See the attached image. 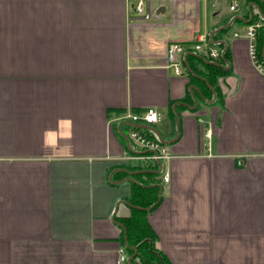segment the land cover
<instances>
[{
	"label": "crops",
	"instance_id": "obj_1",
	"mask_svg": "<svg viewBox=\"0 0 264 264\" xmlns=\"http://www.w3.org/2000/svg\"><path fill=\"white\" fill-rule=\"evenodd\" d=\"M138 1L0 0V264H130L120 171L160 169L130 139L156 136L145 125L171 141L149 212L167 264H264V74L243 36L264 0H142L149 19ZM202 35L217 60L196 49ZM189 57L226 70L219 98ZM150 108L157 122L128 116Z\"/></svg>",
	"mask_w": 264,
	"mask_h": 264
},
{
	"label": "trees",
	"instance_id": "obj_2",
	"mask_svg": "<svg viewBox=\"0 0 264 264\" xmlns=\"http://www.w3.org/2000/svg\"><path fill=\"white\" fill-rule=\"evenodd\" d=\"M253 21L257 20L252 19V22ZM258 45L259 54L262 56L264 47V24L258 33ZM225 55H227V52ZM190 58L191 57H189L190 67L204 78H199L202 81L201 89L209 88V90H211L210 85H212L215 87L219 98L220 95L218 87L216 86V80L222 76L226 70L219 66L208 64L202 59L197 58L204 66V69L198 70L192 64ZM205 95L207 96V94ZM138 129L139 128H136V130ZM146 134L150 137H156L152 132ZM143 169L144 167L142 165L128 166V170L130 171H139ZM120 172L122 178L128 176L126 171ZM133 177L138 181L132 182V189L129 197L130 204L134 206L131 207V214L129 217L121 218L119 220L125 228L122 235L124 250L129 257L133 256L130 264H167L164 256L155 246L156 232L149 220L150 210L154 208L159 201V187L155 184H161L160 174L138 172L134 174ZM149 207L152 208L147 210L146 208ZM125 236L127 237V244L125 243Z\"/></svg>",
	"mask_w": 264,
	"mask_h": 264
},
{
	"label": "built area",
	"instance_id": "obj_3",
	"mask_svg": "<svg viewBox=\"0 0 264 264\" xmlns=\"http://www.w3.org/2000/svg\"><path fill=\"white\" fill-rule=\"evenodd\" d=\"M239 6L238 0H231L230 9L235 10ZM135 11L143 15L145 19H149L151 17L150 10L146 9L142 0H139L136 6H134ZM263 21H250L244 30L243 36L248 41V51L252 63L255 69L264 74V56L259 54V45H258V33L259 30L263 27ZM238 33H235L237 36ZM197 50H204L211 59L217 60L220 57V51L212 48L211 43L208 41L205 35L200 36V41L196 44ZM185 51V47L181 43L173 42L168 45L166 58L168 64L174 66L177 74L183 73V61L182 54ZM129 117L134 121H139L140 119L146 121L147 123L157 122L160 118L159 113L154 109H148L143 115H131L128 114ZM130 139L136 143V145L145 151H148L146 155L141 156L140 158H147L153 161L158 160H169L172 158V154L170 153L168 146L163 144L158 138L150 137L146 133H142L136 129H133L130 132ZM168 180V176L165 177ZM127 255L124 253V249L120 250V259L119 261H126Z\"/></svg>",
	"mask_w": 264,
	"mask_h": 264
},
{
	"label": "water",
	"instance_id": "obj_4",
	"mask_svg": "<svg viewBox=\"0 0 264 264\" xmlns=\"http://www.w3.org/2000/svg\"><path fill=\"white\" fill-rule=\"evenodd\" d=\"M233 20H234V19H233ZM249 22H250V21H249ZM227 27H228V25H227V26H224V27H221L218 31L224 30V29L227 28ZM218 31H215V33L218 32ZM215 33H214V34H215ZM214 34H212V36H214ZM220 42H223V43H224V41H220ZM223 53H224V52H223ZM263 56H264V47H263ZM202 58H203L204 61H205L206 63H208V64L221 66V65H220L218 62H216V61H209L206 57H202ZM187 67L189 68L188 64H187ZM189 69H190V68H189ZM190 71H191V70H190ZM191 72H192V71H191ZM194 89L197 90V91L199 92V94L203 97V99H205V98H204V96L202 95V93L200 92V90H199L196 86L191 87L190 90H191V93H192V95H193V97H194V100H195V102H196V106H197V105H198V101H197L196 95H195V93H194ZM182 104H185V105L191 107V105H189V104H187V103H182ZM176 106H177V105H175L174 108H176ZM145 127L148 128V129H150V130H152V131H154V133L156 134L157 138H158L163 144H168V143L171 142V141H168V140L163 139V137L161 136V134H160L156 129H154L152 126H150V125H145ZM177 128L179 129V115H178V114H177ZM178 135H179V134H178ZM158 163H159V166H160V169H159V170L143 169V170H139V171H130V170H128V169H123L124 171L128 172L130 175H129L128 177H126V178H125L124 180H122V181L138 182V181L133 177V175L136 174V173H138V172H151V173H155V174H160V173L162 172V165H163V162H162L161 160H158ZM155 185H157V186L159 187V189H160V191H159V199H160L161 196H162L161 184H155ZM128 204H129L131 207L134 206V205H132V204H130V203H128ZM153 206H155V205H153ZM153 206H152V207H153ZM152 207H149V208H146V209H147V210H150ZM120 225H121V227L123 228V230L125 231L124 226H123L121 223H120ZM125 243L127 244V237H126V236H125ZM135 254H136V253H135ZM132 257H133V256L129 257V259H128V262H129V263H131V259H132Z\"/></svg>",
	"mask_w": 264,
	"mask_h": 264
},
{
	"label": "rangeland",
	"instance_id": "obj_5",
	"mask_svg": "<svg viewBox=\"0 0 264 264\" xmlns=\"http://www.w3.org/2000/svg\"><path fill=\"white\" fill-rule=\"evenodd\" d=\"M241 1H242V0H238V2H239L240 5H241Z\"/></svg>",
	"mask_w": 264,
	"mask_h": 264
}]
</instances>
